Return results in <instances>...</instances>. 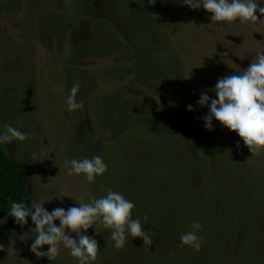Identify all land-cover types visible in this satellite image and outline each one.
I'll return each instance as SVG.
<instances>
[{
    "label": "rangeland",
    "instance_id": "rangeland-1",
    "mask_svg": "<svg viewBox=\"0 0 264 264\" xmlns=\"http://www.w3.org/2000/svg\"><path fill=\"white\" fill-rule=\"evenodd\" d=\"M209 15L180 0H0V127L31 133L2 145L30 202L50 211L112 188L153 233L148 250L131 237L115 249L111 230L94 225L93 264H264V151L251 153L218 122L205 130L207 108L196 103L247 68L264 47V23L218 29ZM76 81L83 107L68 111ZM93 155L107 164L94 182L67 174L66 159ZM194 220L198 251L179 239ZM32 227L0 229V264H76L63 246L55 260L37 259Z\"/></svg>",
    "mask_w": 264,
    "mask_h": 264
},
{
    "label": "clouds",
    "instance_id": "clouds-1",
    "mask_svg": "<svg viewBox=\"0 0 264 264\" xmlns=\"http://www.w3.org/2000/svg\"><path fill=\"white\" fill-rule=\"evenodd\" d=\"M147 3L154 5L156 0H147ZM180 3L191 10L203 9L210 13L208 19L216 22L218 29L223 28V22L264 23V19H258L255 14L259 13L264 18V0H180ZM79 89L78 81L69 89L66 97L68 111L83 107L77 99ZM196 103L207 108L206 114L200 117L205 130L212 131L215 127L213 122H218L234 132L251 153L264 151V47L256 51L246 69L220 77L211 89L201 91ZM186 110L192 111L193 106L187 105ZM30 136L31 133L10 124L0 127V144L3 145L13 141L23 142ZM32 158L38 159V155L33 153ZM64 165L69 176L83 174L89 183L107 170V164L100 155L66 159ZM59 197L65 196H56ZM76 199L83 201L81 196ZM58 202L63 204L62 199ZM8 204V211L0 218V225L6 223L10 216L15 224L23 228L30 219L33 227L29 231L35 235L29 250L37 259L53 261L63 246L71 257L76 258V264H93L99 250L98 243L94 236L86 232L92 228L96 234L94 225L111 230L109 239L115 249H122L128 237L140 238L146 250L152 244L153 233L144 229L140 217L132 216L134 202L112 188L104 189V194L98 197L89 196L88 202L75 203L67 208L58 206L50 211L44 207L43 199H34L28 204L9 199ZM143 219L146 220L147 216ZM201 229L202 224L198 220L192 221L189 230L180 234L181 245L198 251L202 244L198 235ZM45 245L47 248H42ZM8 247L13 250L11 243ZM3 249L4 246L0 245V251Z\"/></svg>",
    "mask_w": 264,
    "mask_h": 264
},
{
    "label": "trees",
    "instance_id": "trees-1",
    "mask_svg": "<svg viewBox=\"0 0 264 264\" xmlns=\"http://www.w3.org/2000/svg\"><path fill=\"white\" fill-rule=\"evenodd\" d=\"M9 199L30 203L29 193L19 170L0 144V218H3L8 211ZM13 223V218L9 216L6 223L0 225V229Z\"/></svg>",
    "mask_w": 264,
    "mask_h": 264
}]
</instances>
